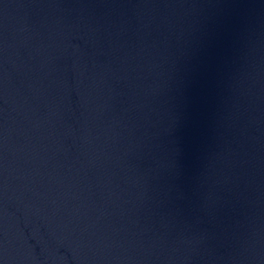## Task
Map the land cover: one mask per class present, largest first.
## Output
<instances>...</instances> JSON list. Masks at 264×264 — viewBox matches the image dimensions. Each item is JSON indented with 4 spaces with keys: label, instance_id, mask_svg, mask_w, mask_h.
Instances as JSON below:
<instances>
[{
    "label": "water",
    "instance_id": "obj_1",
    "mask_svg": "<svg viewBox=\"0 0 264 264\" xmlns=\"http://www.w3.org/2000/svg\"><path fill=\"white\" fill-rule=\"evenodd\" d=\"M264 111V0H135Z\"/></svg>",
    "mask_w": 264,
    "mask_h": 264
}]
</instances>
